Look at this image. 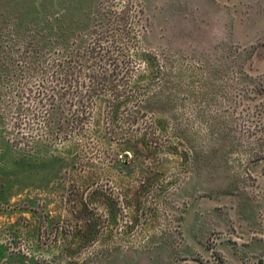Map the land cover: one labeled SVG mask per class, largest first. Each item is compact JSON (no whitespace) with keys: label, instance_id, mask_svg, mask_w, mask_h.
<instances>
[{"label":"rangeland","instance_id":"obj_1","mask_svg":"<svg viewBox=\"0 0 264 264\" xmlns=\"http://www.w3.org/2000/svg\"><path fill=\"white\" fill-rule=\"evenodd\" d=\"M262 183L264 0H0V264H239Z\"/></svg>","mask_w":264,"mask_h":264},{"label":"crops","instance_id":"obj_2","mask_svg":"<svg viewBox=\"0 0 264 264\" xmlns=\"http://www.w3.org/2000/svg\"><path fill=\"white\" fill-rule=\"evenodd\" d=\"M261 185L264 192V183ZM251 197L249 192H242L231 198L229 224L237 229L232 236L239 241L236 247L239 264H259L260 259L264 260V197L261 200Z\"/></svg>","mask_w":264,"mask_h":264},{"label":"water","instance_id":"obj_3","mask_svg":"<svg viewBox=\"0 0 264 264\" xmlns=\"http://www.w3.org/2000/svg\"><path fill=\"white\" fill-rule=\"evenodd\" d=\"M264 260L260 259L259 264H263Z\"/></svg>","mask_w":264,"mask_h":264}]
</instances>
